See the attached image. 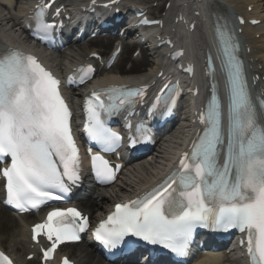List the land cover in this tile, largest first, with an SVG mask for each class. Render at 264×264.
<instances>
[{
    "label": "snow or ice",
    "instance_id": "obj_1",
    "mask_svg": "<svg viewBox=\"0 0 264 264\" xmlns=\"http://www.w3.org/2000/svg\"><path fill=\"white\" fill-rule=\"evenodd\" d=\"M51 2L54 0L36 6L34 18L42 38L55 27L45 19ZM55 14L59 15L60 9ZM217 34L220 63L227 74V124L224 105L214 92L200 114L204 128L190 150L183 153L177 168L143 196L115 204L94 229L95 239L110 252L162 246L183 257L197 228L238 229L246 233L240 244L246 245L250 264H264V97L253 98L233 37L222 27L217 28ZM208 60L214 73L211 55ZM94 71L91 64L77 69L80 82ZM60 85L36 56L18 48L0 52V161L10 158L0 176L6 181V203L20 212L64 199L63 194L81 180L73 112ZM147 87L113 85L95 89L85 98L84 132L101 152L115 151L124 139L108 126V119L126 106H135ZM179 91L178 82L171 88L165 84L152 109L163 105L170 114ZM150 141L149 129L143 123L128 140L133 148ZM91 165L96 177L105 183L115 180L120 168L100 153L92 154ZM88 228L89 219L79 208H53L46 219L34 224L32 239L39 243L43 236L50 242L43 250L47 261L59 245L79 241ZM0 264L14 261L0 251ZM63 264L72 261L65 256Z\"/></svg>",
    "mask_w": 264,
    "mask_h": 264
},
{
    "label": "bare ground",
    "instance_id": "obj_2",
    "mask_svg": "<svg viewBox=\"0 0 264 264\" xmlns=\"http://www.w3.org/2000/svg\"><path fill=\"white\" fill-rule=\"evenodd\" d=\"M23 1L24 0H19V2L17 1V5L20 6L21 2ZM146 1L149 3H153L156 1L160 2V0H146ZM249 1L250 0H234L233 3L236 8L240 9L242 5L243 6L246 5V3H248ZM19 8L20 7H16L15 9H11V11L9 12L5 11L2 15H0V25L5 28H11L14 30L16 29V31L21 32V28H19L20 21H21V16H20L21 13L18 12ZM154 10L158 11L159 9L154 8ZM163 11H164V8L160 12L163 13ZM113 42H114L113 38H105V39L98 38V39L92 40L90 41V43H87L85 45H80L78 47L79 48L78 51L80 50V52H78L79 55L73 54L71 56H68L67 58L69 61H72V60L75 61L79 57L86 58L91 52L97 49L100 50L101 53H107V50L110 49V47L113 45ZM131 49L132 47L128 45L124 47V52L122 54L123 56L122 62L118 63V65L108 70L107 72L109 74L113 75L114 77L118 79H121L122 76L131 77L134 75L142 74L144 71L146 72L145 75H150L152 73L155 63H149L148 56H143L140 60H131L130 58V53L132 52ZM129 61L132 64V70L130 71L125 69V64ZM144 65L145 66L149 65L150 67L149 70H143L142 67H144ZM102 73L106 74L104 70H102ZM186 132H187L186 130L180 131L177 134V136L171 141V144L174 143L173 145H165V146L158 148L157 150H155L154 153L149 155V157L143 161L139 169L132 171L131 173L134 174L136 180L143 181L148 178L159 176L163 172L166 166L167 157L170 155L172 146L184 140L186 136ZM126 182H131V185L139 184L138 182H133L132 180H130V178H128ZM123 185H126L125 182L123 183ZM102 196H103V193H100L99 197H102ZM104 200L105 199H103V201ZM84 205L86 208H89V209L97 208L99 210L105 207V203H99V202L90 201V200H88V202H86ZM0 219L2 223V225L0 226V234H3L1 238V241H2L5 237L16 238L17 236H19L20 234L16 233L15 229H19L21 231L20 226L23 224L22 220L27 221L28 216L19 217V218L15 216L11 217V215L7 213V211H4V212L2 211V213H0ZM69 248L70 250L67 251V253L72 254L74 257L81 256V254H77V251L86 252V256L92 255V249L85 248L83 245L69 246Z\"/></svg>",
    "mask_w": 264,
    "mask_h": 264
}]
</instances>
